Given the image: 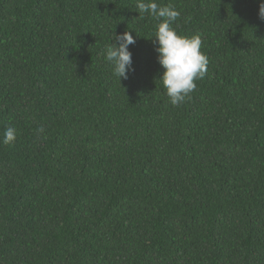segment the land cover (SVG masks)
I'll list each match as a JSON object with an SVG mask.
<instances>
[{"label":"trees","instance_id":"1","mask_svg":"<svg viewBox=\"0 0 264 264\" xmlns=\"http://www.w3.org/2000/svg\"><path fill=\"white\" fill-rule=\"evenodd\" d=\"M137 2L0 0V264H264L261 0H156L208 58L178 106Z\"/></svg>","mask_w":264,"mask_h":264},{"label":"clouds","instance_id":"2","mask_svg":"<svg viewBox=\"0 0 264 264\" xmlns=\"http://www.w3.org/2000/svg\"><path fill=\"white\" fill-rule=\"evenodd\" d=\"M135 8L142 14L159 21L153 36L158 63L165 70L160 79L166 89V95L172 106H178L190 99V94L196 89V80L203 79L207 72L208 58L201 51L202 39L199 34L192 36L179 35L172 24L180 18V12L172 5L160 6L156 0H138ZM258 17L264 21V0H261ZM114 43L106 46L105 60L111 64L114 77L128 79V74L134 72L130 45L135 44V38L130 31L121 34L113 33ZM43 131V128L40 129ZM16 139V129L6 127L2 140L5 145Z\"/></svg>","mask_w":264,"mask_h":264}]
</instances>
